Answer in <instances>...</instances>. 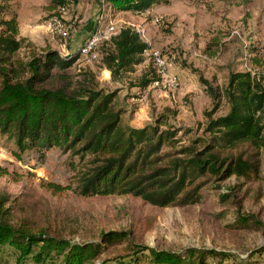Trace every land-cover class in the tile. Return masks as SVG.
Masks as SVG:
<instances>
[{
    "label": "trees",
    "instance_id": "trees-1",
    "mask_svg": "<svg viewBox=\"0 0 264 264\" xmlns=\"http://www.w3.org/2000/svg\"><path fill=\"white\" fill-rule=\"evenodd\" d=\"M61 0H50L54 10ZM101 2V0H98ZM114 10L146 14L153 4L167 0H103ZM7 15V16H5ZM92 24L87 28L91 29ZM145 43L128 27L97 47L99 67L109 70L110 81L143 60ZM26 53L20 55V49ZM252 64L262 57L263 44H243ZM79 58L77 50L61 55L49 46L38 47L18 35L10 4H0V135L13 142L14 155L25 149L39 156L51 146L75 156L81 168L73 185L46 181L51 193L70 188L81 195L129 194L164 207L203 201L202 187L230 175L244 180L259 177V150L264 146V83L248 70H229L223 86L199 76L210 98L202 111L199 132L177 126L160 112L140 126L122 122L125 108L115 89L99 84L87 67L67 71ZM151 62V61H150ZM156 78L151 63L135 86L141 91ZM221 100L226 111L215 114ZM182 136H185L183 138ZM7 170L0 167V174ZM230 188L218 196L226 199ZM9 197L0 192V264L3 247L13 253V264H224L231 254L212 247L187 246L180 250L127 241L126 251L99 259L104 245L128 239L124 230L109 229L94 241H70L44 227L16 218ZM252 223L264 235V225L251 215L237 214L240 223ZM260 250V249H257ZM256 250V251H257ZM253 253V252H252ZM252 264V262H245Z\"/></svg>",
    "mask_w": 264,
    "mask_h": 264
},
{
    "label": "rangeland",
    "instance_id": "rangeland-1",
    "mask_svg": "<svg viewBox=\"0 0 264 264\" xmlns=\"http://www.w3.org/2000/svg\"><path fill=\"white\" fill-rule=\"evenodd\" d=\"M89 1L68 0L61 18L63 32L57 33L49 24L50 0H36L37 25L29 29L27 37L39 41L38 47L57 46L61 54L65 48L74 51L82 41L77 24L87 26L102 11L98 0ZM155 16L159 17L158 23L151 22ZM113 17L117 23H145L149 45L162 49L168 58L173 56L169 66L180 77L173 90L145 87L140 91L134 83L141 73L150 70L147 57L143 56L120 81L113 82L103 77L106 70L101 72L97 60L79 56L67 71L90 68L100 85L115 89L126 109L122 122L142 125L164 112L169 122L199 132L204 120L202 111L211 105L199 76L223 86L228 71L241 70L245 59L250 71L261 76L264 83V0H167L153 4L146 14L115 10ZM249 42L263 44L260 64L250 62L243 48ZM25 53L21 48L19 54ZM220 103L215 114L226 111L224 101ZM14 148L11 140L0 135V167L7 170L0 174V192L8 195L14 216L70 241L98 240L99 233L109 229L126 231L128 239L104 245L99 259L124 253L130 240L170 250L212 247L231 254L224 264H264L261 230L251 219L248 223L237 220V214L251 215L264 225V146L259 150L257 179L230 175L215 182L216 186L202 187L203 201L199 203L164 207L129 194L81 195L70 188L51 193L42 183L73 185L81 168L77 158L57 146L46 149L42 157L33 149H25L17 157ZM224 188H230L231 193L220 199L218 194ZM1 258L5 264H13L14 255L7 246ZM215 259L207 257L206 264ZM142 264L151 263L143 260Z\"/></svg>",
    "mask_w": 264,
    "mask_h": 264
},
{
    "label": "built area",
    "instance_id": "built-area-1",
    "mask_svg": "<svg viewBox=\"0 0 264 264\" xmlns=\"http://www.w3.org/2000/svg\"><path fill=\"white\" fill-rule=\"evenodd\" d=\"M68 0H61L56 8L52 10V14L49 18V24L53 30L57 33L63 32L62 20L63 13L66 10V4ZM102 11H100L93 20V27L82 39L81 43L77 46L76 50L79 52V56L86 57L88 60H92L97 56V45L103 41L108 40L111 36L115 35L120 28L128 27L135 31L141 41L145 43V46L141 50V55L147 57L155 70L156 78L151 81L147 87H154L160 90H173L180 83L179 74L170 68V61L167 55L163 53L160 48H154L149 45L148 34L146 33V24L138 23L134 21H121L117 23V20L113 17V7L110 3L101 0ZM159 17L152 18V23H158ZM60 53V52H59ZM61 54V53H60ZM69 54V53H66ZM65 55V54H61ZM241 70H248L249 66L245 59L241 63ZM251 72V71H250Z\"/></svg>",
    "mask_w": 264,
    "mask_h": 264
},
{
    "label": "crops",
    "instance_id": "crops-1",
    "mask_svg": "<svg viewBox=\"0 0 264 264\" xmlns=\"http://www.w3.org/2000/svg\"><path fill=\"white\" fill-rule=\"evenodd\" d=\"M4 2L10 4L11 10L15 13V16H16V19H17V26H18V35L26 37L28 40L32 41L35 45H41L39 41L33 39L32 37H27V35H29V32H28L29 29H31V27L37 25V23H36L37 20L34 17L36 0H4ZM90 3H91V0L89 1V4ZM47 9H51L49 4L47 6ZM127 12H129V11H127ZM129 13L131 15L133 14L131 12H129ZM5 16H7V15H5ZM92 22H89L88 24L90 25V24H92ZM77 27L80 28L79 32H80V35H81L80 37L82 39L90 31V29L87 28V26H80V24H77ZM55 48L57 50H59L57 46ZM74 48H75L74 49V51H75L76 50V46ZM71 52H73L72 49L68 50V49L65 48L62 53L66 54V53H71ZM260 61L261 60H259L258 62L254 63V64H260ZM104 71L106 72V75L103 76V77L108 79L109 78V70L106 69V68H103L101 70V72L103 73ZM128 124H130L132 126H140V125H134V124H131V123H128Z\"/></svg>",
    "mask_w": 264,
    "mask_h": 264
},
{
    "label": "water",
    "instance_id": "water-1",
    "mask_svg": "<svg viewBox=\"0 0 264 264\" xmlns=\"http://www.w3.org/2000/svg\"><path fill=\"white\" fill-rule=\"evenodd\" d=\"M68 55V54H65V56Z\"/></svg>",
    "mask_w": 264,
    "mask_h": 264
}]
</instances>
